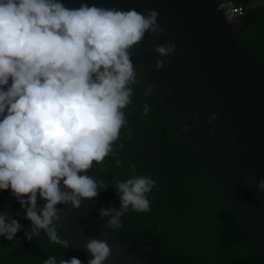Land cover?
Masks as SVG:
<instances>
[{
  "label": "clouds",
  "instance_id": "9594fccd",
  "mask_svg": "<svg viewBox=\"0 0 264 264\" xmlns=\"http://www.w3.org/2000/svg\"><path fill=\"white\" fill-rule=\"evenodd\" d=\"M159 15L155 9L140 12L88 3L69 8L62 0H0V191L10 190L32 222L25 230L10 212H0V236L13 240L24 230L31 240L43 231L64 249L71 246L57 232L63 211L58 206L79 209L83 200L92 201L110 186L88 174L93 162L102 165L111 156L123 166L117 141L127 125L126 109L138 77L132 51L146 34L165 32ZM175 48L167 42L152 50L167 57ZM165 63L158 59L154 67L159 70ZM154 88L148 84L145 95ZM150 110L145 103L143 115ZM217 118L213 112L207 122L214 126ZM129 167L136 172L135 163ZM249 182L264 192V179ZM156 183L149 175L116 181L119 209L98 210L107 218L106 227L121 228V217L129 209L149 212ZM38 198L45 203L39 204ZM83 248L91 255L88 264H105L112 255L106 239L90 237ZM43 264L84 262L76 256H49Z\"/></svg>",
  "mask_w": 264,
  "mask_h": 264
},
{
  "label": "water",
  "instance_id": "95a60500",
  "mask_svg": "<svg viewBox=\"0 0 264 264\" xmlns=\"http://www.w3.org/2000/svg\"><path fill=\"white\" fill-rule=\"evenodd\" d=\"M62 2L69 8L88 3L123 10L135 8L140 12L155 9L160 13L158 23L165 32L158 37L146 34L132 51L138 72L136 85L143 90L148 84L155 85L151 94L173 116L204 170L264 254V192L257 189L256 183L249 182L250 178L256 182L264 179V62L237 41L235 26L227 20L217 0ZM167 42L176 45L172 55L161 57L152 50ZM158 59L166 63L156 70ZM197 112L199 118L194 119ZM213 112L218 113L214 126L207 122ZM185 125L190 126V131L184 130ZM211 131L215 132L214 137ZM121 135L134 143L150 138L153 179L157 182L151 196L154 197L159 190L165 151L158 146L152 130L139 132L128 121ZM38 203L43 205L45 201L38 198ZM108 206L119 209L120 202H107L101 192L92 201L83 200L79 209L58 206L63 211L57 227L71 243L69 248L62 249L58 259L76 256L88 264L91 255L84 258L83 247L88 238L96 237L106 239L112 248L105 264H157L147 256L136 258L118 231L106 227L107 218H101L98 210ZM4 211L18 219L25 230L31 229L32 222L25 218V210L10 191L0 195V212ZM17 234L25 232L20 230ZM149 247L141 251L146 252ZM24 248L28 254L35 251L33 247Z\"/></svg>",
  "mask_w": 264,
  "mask_h": 264
},
{
  "label": "trees",
  "instance_id": "16d2710c",
  "mask_svg": "<svg viewBox=\"0 0 264 264\" xmlns=\"http://www.w3.org/2000/svg\"><path fill=\"white\" fill-rule=\"evenodd\" d=\"M231 1L246 9V14L234 23L237 41L253 57L264 62V4L254 6V0ZM132 101L127 108V118L135 121L134 129L156 123L151 107L148 115H143L144 104L149 102H144L139 95H133ZM179 131L178 124L167 125L165 136L159 138V146L170 153L164 156L159 190L154 197L150 194L149 212L129 209L121 217L123 226L116 230L124 244L131 246V250L151 245L146 253H141L158 264H264L263 252L204 170L192 145L185 140L180 148L174 141ZM121 144L118 157L123 162L122 167L109 156L102 165L93 162L94 167L89 171L91 176L110 185L100 190L110 203L120 202L113 187L116 181L132 175L153 178L154 174L153 167L139 160V152L126 142ZM131 163L136 164L135 173L129 167ZM173 174L179 175L175 180L178 186L170 183ZM9 191H0V195ZM57 232L61 239H66L58 227ZM24 246L33 247L35 251L28 254ZM62 249V245L51 242L43 231L31 240L22 234H17L13 240L0 236V264H43L49 256L58 259ZM84 256H88L86 251Z\"/></svg>",
  "mask_w": 264,
  "mask_h": 264
},
{
  "label": "flooded vegetation",
  "instance_id": "af4514ba",
  "mask_svg": "<svg viewBox=\"0 0 264 264\" xmlns=\"http://www.w3.org/2000/svg\"><path fill=\"white\" fill-rule=\"evenodd\" d=\"M133 87H134V94L133 95H139L144 102H149L150 103L149 105H150V107L153 110L152 117H153V120L156 121V123L152 124L150 127L139 126L136 129H134L133 124H134L135 121L131 120L129 118H127V121L130 123V125L132 126V128L134 130H138L139 132L145 131V130H152V134L155 137H157V144L159 146V138H160V136L161 137L165 136V134H166V126L167 125L177 126V122L174 120L173 116L170 115V113L165 108V106L160 102V100L157 99L153 94L145 95V90H143L141 87H139L136 84ZM126 114H128L127 109H126ZM157 130H158V133H156ZM181 131H179L178 134L174 137V141L179 143L178 146L180 148L184 146L185 140H187V138L185 137V135ZM122 142H126L127 146L131 145V147L135 151L139 152L140 153L139 160L141 162H143L144 164H146V162H147L148 165L153 167V172L155 171L154 162L151 160L153 158L154 154H153V151H152V147H151V144H150V138L149 137L144 139V140H141V143H134V142H132L130 140L123 139V137L121 135L120 139L117 141V147ZM162 150H164V149H162ZM167 154H170V153L165 151L164 156L167 155ZM164 156H163V162H164ZM163 169H164V166L162 164L161 177L163 176ZM183 174H185V172ZM170 176H172V180H170V183H172L173 186H178V183L175 182V180H177L179 178V175L178 174H173V175H170ZM161 177H160V179H161ZM159 185H160V180H159ZM145 246H147V245H145ZM131 251L136 256V258H144V256H145V255H143L141 253L140 249L139 250L134 249V250H131ZM152 263H154V262H152Z\"/></svg>",
  "mask_w": 264,
  "mask_h": 264
},
{
  "label": "built area",
  "instance_id": "2783aa9c",
  "mask_svg": "<svg viewBox=\"0 0 264 264\" xmlns=\"http://www.w3.org/2000/svg\"><path fill=\"white\" fill-rule=\"evenodd\" d=\"M219 8L225 12L226 18L230 22H235L238 18L246 14V9L231 0H223L219 3Z\"/></svg>",
  "mask_w": 264,
  "mask_h": 264
},
{
  "label": "rangeland",
  "instance_id": "374dc122",
  "mask_svg": "<svg viewBox=\"0 0 264 264\" xmlns=\"http://www.w3.org/2000/svg\"><path fill=\"white\" fill-rule=\"evenodd\" d=\"M262 4H264V0H254L253 1V5L254 6H259V5H262Z\"/></svg>",
  "mask_w": 264,
  "mask_h": 264
}]
</instances>
